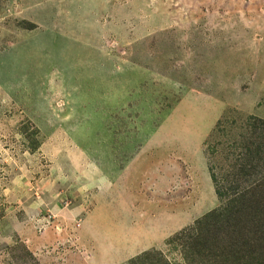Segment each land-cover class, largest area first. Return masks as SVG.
I'll return each instance as SVG.
<instances>
[{"label": "rangeland", "instance_id": "1", "mask_svg": "<svg viewBox=\"0 0 264 264\" xmlns=\"http://www.w3.org/2000/svg\"><path fill=\"white\" fill-rule=\"evenodd\" d=\"M259 215L264 0H0V264H232Z\"/></svg>", "mask_w": 264, "mask_h": 264}, {"label": "trees", "instance_id": "2", "mask_svg": "<svg viewBox=\"0 0 264 264\" xmlns=\"http://www.w3.org/2000/svg\"><path fill=\"white\" fill-rule=\"evenodd\" d=\"M243 176H244L245 181L248 185V188L254 187L255 190H257V187H259V185L262 182V177L261 178L256 177V178L252 179L248 175H243ZM260 180H261V182H260ZM235 187L237 189H239L237 184H235ZM216 189L218 192V188H216ZM223 197L224 196H221L220 198L223 200ZM255 202H257V201H255ZM261 210L262 209H259V211H261ZM222 211H228V208L222 210V208L219 206V208L209 212L207 214V216H205V218H203L202 220H199L195 223V225L192 227V230H194V231L201 230L200 228H202L203 225L209 224L210 222H208V221H210V220H213L214 223L220 221ZM231 213L228 214L227 217H228V220H230V222H234V220L236 218H239V216L231 215ZM262 220H263L262 215H259L258 221H257L258 225H256L257 228L254 229L255 234H253L252 239L250 241L248 240V241L244 242L243 244L241 242H233V246H234L233 249H231V247L227 246L224 243H221L219 245L220 252L223 255H226L229 259H231L234 262L232 264H264V256L262 255V253L264 254V247L261 248L263 246L262 244L264 242H262V244L258 243V241L260 239L264 238V222ZM239 221H241V223H244V222H242L241 219ZM236 225H238V224L236 223ZM248 225L253 226V221L246 223V224H242L241 227H246ZM233 226H234L233 230L228 231V232L226 231L228 234L230 232V238L237 235L236 234L237 229H235V225H233ZM213 230L215 233H217L218 230H220V228H218L214 224ZM224 234H225V232H224ZM234 241H239L238 236H236V240H234ZM215 248H217V245H215ZM256 251H259V252H256ZM190 252H192L190 250V248H187L186 253L191 254ZM254 252H256V253H254ZM257 253H261V254H259V256H258Z\"/></svg>", "mask_w": 264, "mask_h": 264}]
</instances>
